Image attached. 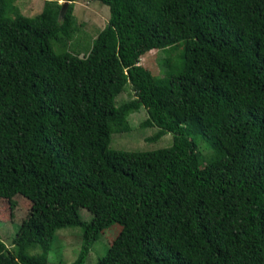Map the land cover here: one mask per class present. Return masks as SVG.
Masks as SVG:
<instances>
[{"label":"trees","instance_id":"trees-1","mask_svg":"<svg viewBox=\"0 0 264 264\" xmlns=\"http://www.w3.org/2000/svg\"><path fill=\"white\" fill-rule=\"evenodd\" d=\"M76 1L43 0L28 18L0 0V199L30 204L0 264H50L72 227L69 264H84L113 224L95 264H264V0H92L109 17L81 57L61 50ZM177 44L162 76L138 64ZM140 108L156 129L146 142L171 145L109 149Z\"/></svg>","mask_w":264,"mask_h":264},{"label":"rangeland","instance_id":"rangeland-1","mask_svg":"<svg viewBox=\"0 0 264 264\" xmlns=\"http://www.w3.org/2000/svg\"><path fill=\"white\" fill-rule=\"evenodd\" d=\"M13 4L18 8L21 15L32 18L42 10L43 0H14ZM72 6L76 32L70 40L65 41V45L62 46L61 50L79 54V57H81V54L90 45L97 33L107 23L108 9L99 2L92 0H77ZM180 48L181 46L177 44L167 46L164 49L152 50L141 55L138 64L148 70L152 76L160 77L165 69L164 63L166 60H172L178 54ZM131 99H133V93L128 87L126 92L115 99V105L118 106ZM145 117L142 108L129 114L126 118L128 130L111 134L108 148L115 151L147 152L169 147L172 141L170 134H165L156 141L146 142V139L152 136L156 129L140 127V123ZM191 139L200 152V156L205 159L210 153L209 149H206L207 144L200 137H192ZM29 207L30 204L19 196L7 200L0 199V241L8 250L12 248V239L18 226L29 213ZM78 214L83 221L90 218V215L84 209H80ZM119 230L120 227L117 224L103 230L91 245L84 264H95L96 259L104 255ZM79 246L80 230L78 227L59 229L51 242L48 261L50 264H69L75 259ZM28 253L38 252L28 250Z\"/></svg>","mask_w":264,"mask_h":264}]
</instances>
